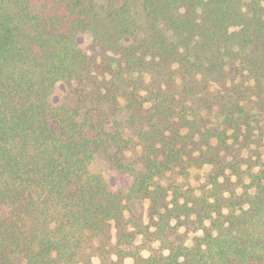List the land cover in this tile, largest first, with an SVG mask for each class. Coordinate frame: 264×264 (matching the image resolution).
I'll list each match as a JSON object with an SVG mask.
<instances>
[{"label": "trees", "instance_id": "trees-1", "mask_svg": "<svg viewBox=\"0 0 264 264\" xmlns=\"http://www.w3.org/2000/svg\"><path fill=\"white\" fill-rule=\"evenodd\" d=\"M81 34L131 136L52 102ZM0 264H264V0H0Z\"/></svg>", "mask_w": 264, "mask_h": 264}, {"label": "rangeland", "instance_id": "rangeland-1", "mask_svg": "<svg viewBox=\"0 0 264 264\" xmlns=\"http://www.w3.org/2000/svg\"><path fill=\"white\" fill-rule=\"evenodd\" d=\"M79 48L87 55L88 64L86 76L83 80H76L59 85L52 102L58 103L65 100L71 106H78L80 113L88 117L90 121L103 122L107 131L120 130L124 135H132V127L129 120L130 111L125 106L126 94L132 86L119 87L117 84L118 73H120L121 56L117 51L103 48L93 42L89 34H81L77 37ZM140 79L132 73L122 74L120 79ZM128 80V83H129ZM144 95V92L141 93ZM106 169V164L100 155L96 156L90 170L98 173ZM176 180L183 185H192L200 182L202 172L191 170L183 176L174 175ZM112 183L125 187L127 178L118 177ZM132 212L141 222L146 221L147 202L136 201L130 204ZM111 234L115 238L113 223L111 224ZM144 257L148 256L146 251L141 252ZM126 263L131 260L127 259Z\"/></svg>", "mask_w": 264, "mask_h": 264}]
</instances>
